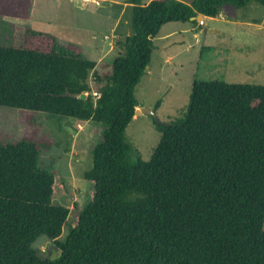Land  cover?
Returning a JSON list of instances; mask_svg holds the SVG:
<instances>
[{"label":"trees","instance_id":"1","mask_svg":"<svg viewBox=\"0 0 264 264\" xmlns=\"http://www.w3.org/2000/svg\"><path fill=\"white\" fill-rule=\"evenodd\" d=\"M127 3L132 33L103 75L80 46L32 28L0 46V107L103 127L84 175L92 198L63 239L70 209L53 204L57 176L41 165L48 144L0 140V264H264V86L195 81L183 117H152L161 140L149 161L126 137L164 25L264 0ZM33 4L0 0V16L29 20ZM43 236L55 259L35 247Z\"/></svg>","mask_w":264,"mask_h":264},{"label":"rangeland","instance_id":"2","mask_svg":"<svg viewBox=\"0 0 264 264\" xmlns=\"http://www.w3.org/2000/svg\"><path fill=\"white\" fill-rule=\"evenodd\" d=\"M76 1L35 0L29 20L0 16V46L19 44L25 29L32 28L55 36L61 45L80 46L97 63V75L108 73L118 55L117 43L132 33V7L124 5L129 0H78L85 7ZM111 1L122 6L111 5ZM149 1L143 0L145 4ZM181 1L191 4L193 0ZM195 81L264 86L263 6L226 7L216 18L164 25L154 39L151 63L136 89L138 108L158 107V119L164 123L181 118L188 110ZM90 84L94 95L98 89L95 75ZM102 133L103 127L93 122L0 107V140L13 144L29 137L49 146H43L41 165L57 176L53 204L70 209L62 239L92 198L93 184L84 175L92 167V151ZM126 137L141 158L149 161L161 133L151 116L142 115L129 124ZM35 247L44 259L60 255L53 241L44 236Z\"/></svg>","mask_w":264,"mask_h":264},{"label":"water","instance_id":"3","mask_svg":"<svg viewBox=\"0 0 264 264\" xmlns=\"http://www.w3.org/2000/svg\"><path fill=\"white\" fill-rule=\"evenodd\" d=\"M205 16H203L202 14L198 15L195 18H192L191 21L194 20H202ZM80 99L86 100L88 95L87 94H82L80 96H76ZM142 115H148L153 117L156 121H159L157 113L154 111V109H145V108H138L135 112V116H142Z\"/></svg>","mask_w":264,"mask_h":264},{"label":"crops","instance_id":"4","mask_svg":"<svg viewBox=\"0 0 264 264\" xmlns=\"http://www.w3.org/2000/svg\"><path fill=\"white\" fill-rule=\"evenodd\" d=\"M59 2H69V4H73L76 0H58ZM84 2H87V1H85V0H83ZM91 1H93V2H96L95 0H91ZM34 2H35V0H34ZM88 2H90V1H88ZM87 2V3H88ZM112 3H111V5H120V6H122L121 4H118L117 2H114V1H111ZM76 3H77V5H80V6H83V7H85L86 6V4L85 3H81L80 1L78 2V0L76 1ZM125 6H130L131 7V5L130 4H128V3H125L124 4ZM33 7H34V4H33ZM33 7H32V10H33ZM31 16H32V13H31ZM30 19H31V17H30ZM136 117H138V116H135L134 117V119L136 118Z\"/></svg>","mask_w":264,"mask_h":264},{"label":"built area","instance_id":"5","mask_svg":"<svg viewBox=\"0 0 264 264\" xmlns=\"http://www.w3.org/2000/svg\"><path fill=\"white\" fill-rule=\"evenodd\" d=\"M85 1H87V2H88V1H90V0H85ZM98 96H99V94H98V93H96V92H94V97H95V98H97Z\"/></svg>","mask_w":264,"mask_h":264}]
</instances>
